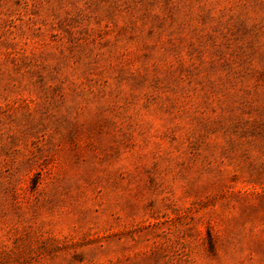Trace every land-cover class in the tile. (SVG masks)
Here are the masks:
<instances>
[{
	"label": "rangeland",
	"instance_id": "374dc122",
	"mask_svg": "<svg viewBox=\"0 0 264 264\" xmlns=\"http://www.w3.org/2000/svg\"><path fill=\"white\" fill-rule=\"evenodd\" d=\"M0 264H264V0H0Z\"/></svg>",
	"mask_w": 264,
	"mask_h": 264
}]
</instances>
